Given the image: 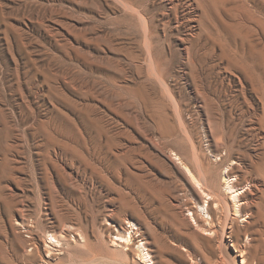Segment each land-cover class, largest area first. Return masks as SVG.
<instances>
[{
  "label": "rangeland",
  "instance_id": "1",
  "mask_svg": "<svg viewBox=\"0 0 264 264\" xmlns=\"http://www.w3.org/2000/svg\"><path fill=\"white\" fill-rule=\"evenodd\" d=\"M261 84L264 0H0V264H146L140 244L153 264H264L251 254L264 257V241L255 247L222 218L209 237L174 227L165 210L195 206L172 155L198 177L190 138L215 178L229 147L264 164L251 115L237 109L255 104L261 117ZM103 131L123 137L128 171L143 181L115 179L95 146L70 139Z\"/></svg>",
  "mask_w": 264,
  "mask_h": 264
},
{
  "label": "bare ground",
  "instance_id": "2",
  "mask_svg": "<svg viewBox=\"0 0 264 264\" xmlns=\"http://www.w3.org/2000/svg\"><path fill=\"white\" fill-rule=\"evenodd\" d=\"M262 85L263 84H261V87H259L258 89H256L257 87L254 88V90L256 89L257 94H261L260 97L262 95L264 97V87H263L264 85L263 86ZM258 86H260V85L258 84ZM260 97H259V99H260ZM263 100L261 102H264ZM232 104H231V106H232ZM233 105H234V107H233V109H234L236 104H233ZM246 105H248V108L246 106L247 110H245V111H244V109L242 110L243 107L242 108L240 107V106H243V104L242 105L240 104V106L236 105L237 107L238 106L240 107V108L239 107L238 108L236 107V108L241 112V115H240V112H239V115L241 116L242 119L245 117H250V115H251V118H250L251 120H250L248 126H247V124L245 126L248 127L247 128L248 129L247 130L248 136L250 135L252 138L258 140V141H255L256 150H260L261 147L264 148V104L263 105L261 104L262 105L261 117H260V115L258 116V114L256 113L258 111L254 112L253 111L254 109L251 108V107H254L255 104L253 106H249V103H246ZM231 111H232V109L230 110V112L228 114H230V113L233 114V112H231ZM229 116H231V115H229ZM240 119H239V121H240ZM232 120L234 121V118ZM215 122H217V121H215ZM240 122H242V121H240ZM237 126H241V124L237 125ZM181 127H183V126H181ZM166 130H168V129L166 128ZM185 130L186 129H183L182 131L187 133L188 131H185ZM247 133H246V135H247ZM187 138H189V135ZM70 139L76 146H85L87 144H91V145L95 146L96 147V150H95L96 153L92 156L99 158L102 165L106 164V163L109 164V168H110V170H112V173H113V176L115 179H120L121 175H119V174L122 172L125 175V177H127L128 181L135 182V183H140L141 181H143V180H141L139 175H136L135 173H133V172L131 173L128 171L127 164L133 163L132 158H131L132 156H130L129 152L125 151L122 153V151H119V149H120L119 147L122 144L121 141L123 140V137L120 136V134H110L108 132L103 131V132H100L99 135H97L93 138H89L87 142L83 141L81 136L76 135V134L71 135ZM246 139H247V137H246ZM254 139L252 141H254ZM189 141L192 145L191 149H192V153H193L194 163L197 167V172H198L197 176L198 177H195V175L193 173H191L192 171L182 163V161H181L182 159L180 158V156H178L177 154H172V155H173V159L176 161V164L179 166L181 165L183 167V169L186 171L185 173H187L188 176L191 177V183H192L193 187H191L192 191H190V192L192 193L191 195H193V197H194L195 206L190 205L189 202L182 203L179 205L178 201H176V203L169 204V207H166L165 210H166V214L169 216L174 227H175V225H178V226L183 227V229L185 228L187 230H194V231L199 232L200 234H202L204 236L210 237L213 235L212 231H210L211 227L214 228L213 226L216 225L217 228H220L221 223H222L221 221L223 220L225 222V224L227 225V228L230 230L232 229L233 232L236 234V236H239L240 232L242 231L245 235L250 234L252 236L253 244H254V242L257 245L262 244V242L264 241L262 233H264V231L261 232V230L259 229V225L261 223L264 224V172H263L264 164H262V163L259 164L258 162L255 161L258 152H256V154L254 156L255 160L253 159L252 156H250L247 152H245L243 150L238 151L236 153V155H234V157H233L231 152L234 149H230V147L229 148L227 147L228 152L226 154V157L224 159H222V162H220L219 164H217L215 166L216 169L222 168V171L220 172V177L215 178L214 177L215 174H213L214 171L211 172L209 170L208 165H210V164H208L207 159L205 158V154L202 150V147L200 145L196 146V144L191 140V138L189 139ZM241 144H239V145H241ZM243 148H245V147H243ZM239 149H241V148H239ZM65 152L69 153L73 158H76L78 160L79 164L81 166H83L84 169L83 168L82 169L84 171H86V170L88 171V169L95 171L94 165L91 163V161L89 159L85 158L82 155V153L75 146H66ZM232 158H234L236 161V162L232 161L231 164L233 166L231 165V166H227L226 168H224L223 167L224 164L227 161L231 160ZM112 159H114V161H111ZM158 161H160V159ZM161 163H159V164H161ZM238 163L240 166L238 165L239 167H235V165H237ZM138 164H140V163H138ZM121 165L123 166L122 169L120 167ZM205 165L208 166V168L206 170L202 167ZM241 165H242V167H241ZM55 168H56V166L54 167V169ZM156 168H158V167H156ZM56 169H58V168H56ZM61 169H62V167H61ZM160 171L161 170L159 169V172ZM215 171H217V170H215ZM59 172H61V171H59ZM149 172H150V170H149ZM262 172H263V176H262ZM58 175H61V174H58ZM154 175L155 174H150L151 180L154 178ZM89 178H90V176H89ZM155 178L158 179V177H155ZM61 179H63V178L61 177ZM86 180L84 179V182H86ZM151 180L149 182H146V186H147L146 188L149 192H151V197H153V198L158 197V196H155L156 189L154 190V188L152 187V186H154V183H152ZM192 180L194 183L192 182ZM191 183H189V184H191ZM163 203L164 202H162V204ZM167 203H169V202H167ZM170 203H172V201ZM212 204H213V207H212ZM180 206L183 208H186L188 210V214L186 215L187 216L186 218L182 215V213L180 211V209H181ZM214 208H215V211H217V212L213 211ZM158 210H160V209H158ZM216 213H219L220 217L218 216V218H216ZM221 218H222V220H221ZM138 225H135L132 222H129V227H132V230L136 229V232H132V233L140 236L141 235L139 232L140 227ZM146 225H147V223H146ZM239 226H241V228ZM118 227L123 230L122 222L118 223ZM183 234H185V233H183ZM130 238L131 237L129 236L126 239V241L129 242L130 240H128V239H130ZM116 240L120 241V242H124V239L122 237H117ZM256 244H254L255 247H257ZM249 245H250V243H249ZM255 247L252 246V248H254V249H255ZM136 248L140 251L141 256L144 259V261L146 262V264H153L152 261L150 260L149 253L146 252V250L144 249L142 244H140ZM192 248H194V247H192ZM164 250H165V248H164ZM167 250H169V248H167ZM253 250H251V251L256 252V249H255V251H253ZM251 254L256 256V257L258 256L260 258V260L264 259L262 254L261 255L260 254L257 255V253H256V255H255V253L254 254L251 253ZM182 257H184V256H182Z\"/></svg>",
  "mask_w": 264,
  "mask_h": 264
},
{
  "label": "built area",
  "instance_id": "3",
  "mask_svg": "<svg viewBox=\"0 0 264 264\" xmlns=\"http://www.w3.org/2000/svg\"><path fill=\"white\" fill-rule=\"evenodd\" d=\"M46 241L49 246L56 244V240L53 237L47 238Z\"/></svg>",
  "mask_w": 264,
  "mask_h": 264
}]
</instances>
